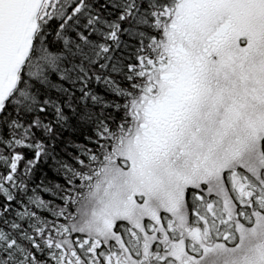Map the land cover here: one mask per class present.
Here are the masks:
<instances>
[{
    "label": "snow or ice",
    "instance_id": "obj_1",
    "mask_svg": "<svg viewBox=\"0 0 264 264\" xmlns=\"http://www.w3.org/2000/svg\"><path fill=\"white\" fill-rule=\"evenodd\" d=\"M0 264H264V0H0Z\"/></svg>",
    "mask_w": 264,
    "mask_h": 264
}]
</instances>
